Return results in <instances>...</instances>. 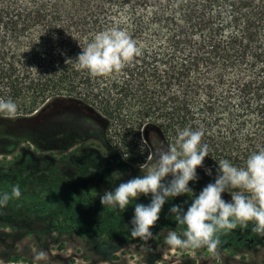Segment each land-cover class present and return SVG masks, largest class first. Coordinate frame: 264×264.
Masks as SVG:
<instances>
[{
	"label": "trees",
	"instance_id": "trees-1",
	"mask_svg": "<svg viewBox=\"0 0 264 264\" xmlns=\"http://www.w3.org/2000/svg\"><path fill=\"white\" fill-rule=\"evenodd\" d=\"M113 27L140 54L105 76L78 70L77 55ZM0 98L17 104L14 118L0 116V142L24 135L13 126L26 119L58 137L63 116L77 132L99 123L100 138L140 133L151 149L201 130L209 155L196 182L206 185L219 160L243 166L264 148V0H0ZM8 174L0 193L21 192L11 204L39 201Z\"/></svg>",
	"mask_w": 264,
	"mask_h": 264
},
{
	"label": "rangeland",
	"instance_id": "rangeland-1",
	"mask_svg": "<svg viewBox=\"0 0 264 264\" xmlns=\"http://www.w3.org/2000/svg\"><path fill=\"white\" fill-rule=\"evenodd\" d=\"M40 126L28 119L18 121L13 128L24 135L0 142V178L11 172L12 179L35 188L39 200L8 201L0 208V264H35L37 251L47 254L39 264H264V237L251 231V222L220 233L214 253L207 247L171 249L164 244L168 229L181 231L169 208L181 204L186 210L205 186L197 182H189L192 193L165 203L151 228L153 239L146 244L133 240L129 229L134 204H147L150 197L141 196L121 212L103 207L100 195L142 175L154 162L140 133H108L110 137L102 139L114 145H94L80 152L70 148L68 154L79 157L65 162L60 150L37 144L43 135ZM52 185L59 187L54 196Z\"/></svg>",
	"mask_w": 264,
	"mask_h": 264
},
{
	"label": "clouds",
	"instance_id": "clouds-1",
	"mask_svg": "<svg viewBox=\"0 0 264 264\" xmlns=\"http://www.w3.org/2000/svg\"><path fill=\"white\" fill-rule=\"evenodd\" d=\"M140 54L137 42L120 28L97 32L76 57V68L87 70L91 76H105L121 69L126 62ZM17 104L12 99L0 98V116L14 118ZM203 132L188 127L177 132L175 145L154 153L155 160L146 166L142 175L119 183L100 195V203L124 212L130 203L141 196L150 197L147 204L135 203L130 220V236L145 242L153 239L151 228L170 198L192 193L189 182L199 179L198 167L209 155L207 144H202ZM123 158V157H122ZM144 168L145 166H141ZM205 174L213 176V168L205 167ZM230 195L229 200L222 194ZM19 186L11 192L0 193V208L11 198H19ZM170 218L181 231L168 229L164 244L171 249H199L207 247L215 252L220 244L219 234L252 223L251 231L264 237V148L248 156L243 166L227 159L216 163L214 179L198 195L192 197L186 210L181 204L169 208ZM47 259L44 251L33 256L35 264Z\"/></svg>",
	"mask_w": 264,
	"mask_h": 264
},
{
	"label": "flooded vegetation",
	"instance_id": "flooded-vegetation-1",
	"mask_svg": "<svg viewBox=\"0 0 264 264\" xmlns=\"http://www.w3.org/2000/svg\"><path fill=\"white\" fill-rule=\"evenodd\" d=\"M68 120L69 119L67 116H63L62 124L64 125V128H63V132L58 137H52L43 134L41 132V127H40L39 131L43 135L38 136L36 140L37 144L40 145L45 144L46 146H51L57 150H60L63 155L62 158L66 162V161H73L75 157H79V155H75V153L72 152L68 154L70 148L76 147L77 151L80 152L85 150L87 147L90 148V147H94V145H99V144L103 145V142L105 143L106 139L104 140V138L103 139L100 138L101 134H99V131H97L98 129L101 128L99 123L95 122L91 126H88L87 131L77 132L69 129ZM36 132L37 131L35 128L31 129L32 134H35ZM151 139L152 141L155 142L157 140V137H152ZM153 144L151 145L152 149L149 147L151 161L155 160L154 153H157L159 150H161V148L159 147H154ZM102 147H106V146H102Z\"/></svg>",
	"mask_w": 264,
	"mask_h": 264
}]
</instances>
